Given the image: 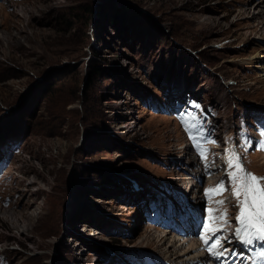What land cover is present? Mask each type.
Here are the masks:
<instances>
[{
  "label": "rangeland",
  "instance_id": "1",
  "mask_svg": "<svg viewBox=\"0 0 264 264\" xmlns=\"http://www.w3.org/2000/svg\"><path fill=\"white\" fill-rule=\"evenodd\" d=\"M258 3L0 0V264H215L178 236L195 224L199 246L224 212L227 261L253 264L264 242L236 240L226 173L236 151L264 176ZM188 114L216 141L207 159Z\"/></svg>",
  "mask_w": 264,
  "mask_h": 264
},
{
  "label": "snow or ice",
  "instance_id": "2",
  "mask_svg": "<svg viewBox=\"0 0 264 264\" xmlns=\"http://www.w3.org/2000/svg\"><path fill=\"white\" fill-rule=\"evenodd\" d=\"M182 124L186 126V131L189 133V138L193 141L194 147L199 150V154L203 159H207V152L209 151L204 147L202 141L208 143H216L215 140L209 139L204 134L202 124L199 122V116L188 114L181 117ZM198 132V134H194ZM264 135V133H261ZM259 146L264 148V139L259 142ZM247 147H245V151ZM227 167L232 169L226 173L227 181L229 184L235 183L236 187L232 189L233 195L237 198L240 206L239 215L236 216V221L239 226L234 230V236L241 244L245 246L252 245L254 241L264 242V185L260 182L264 181V176H257L255 173L248 171L244 165L243 158L236 151H231L227 158ZM227 190L225 188V180H220L217 185L212 189H206V194L219 195ZM241 195L243 199H240ZM218 204H223L224 201H217ZM228 213H221L219 217L212 216L211 223L206 220L203 230L200 233V238L204 244L207 245V251L216 259L220 260L221 264H227L226 254L228 249L224 248V243L228 241V237L218 235L224 228V225L215 226L214 221L217 219L227 223ZM211 233L209 236L206 233ZM236 255V253H232ZM242 255V254H241ZM257 259L253 260V264H264V247L257 250Z\"/></svg>",
  "mask_w": 264,
  "mask_h": 264
},
{
  "label": "bare ground",
  "instance_id": "3",
  "mask_svg": "<svg viewBox=\"0 0 264 264\" xmlns=\"http://www.w3.org/2000/svg\"><path fill=\"white\" fill-rule=\"evenodd\" d=\"M257 5H259V7H261L260 9H259V11H258V13H256L257 15H255V16H253V17H255V18H260L261 20H259L258 21V23H256V24H254V25H252V28L254 29V30H259V29H261V30H264V4H261V3H258ZM246 10V9H245ZM264 32V31H263ZM260 67V66H259ZM260 70L264 73V63L261 65V67H260ZM191 181V180H190ZM190 181H187V185H185L186 187H185V189L184 190H186L187 188H188V192L190 191V189L192 188V184L190 183ZM183 190V191H184ZM182 191V190H181ZM188 195V197L187 198H190V199H192L193 201H191L190 200V202L188 201V203L187 204H192V206L194 207V210L197 212V210H199V207L197 206L198 205V203H195V200L192 198V197H189V194H187ZM189 206V205H188ZM25 215V214H24ZM17 221H19L18 219H17ZM196 227V225L195 224H193L190 228H187V229H185V230H183V228H180L181 230H180V232H182L183 234L181 235V236H178L179 238H180V246L179 247H183L184 245H185V243H188L189 244V248H188V250L189 251H193V250H196L197 248H199V249H202L204 246H205V244H204V242H203V240L201 239V242L199 243V246H196V247H194L195 246V244H194V242H193V240H191V238L192 239H196L197 240V238L194 236V235H190V234H192V231H193V229H194V231H195V228ZM182 237V238H181ZM164 238V237H163ZM162 238V239H163ZM187 239H190V241H186ZM166 240V239H165ZM160 241V240H159ZM194 247V248H193ZM224 248H225V245H224ZM177 250V249H176ZM193 253V252H192ZM184 254H187V253H184ZM188 255V254H187ZM210 256L211 257V254H209L208 252H205V255H203V253L202 252H199V253H196V254H194V255H192V256H190V257H188L187 259L190 261H192L191 263H194V261H196V260H198L197 258H200L201 257V261L204 263V260H205V258H206V256ZM188 261V262H189ZM213 261L215 262V264H217V262H218V259H216L215 257H213ZM185 262V261H184ZM229 263H231V261H227V264H229ZM199 264V263H198Z\"/></svg>",
  "mask_w": 264,
  "mask_h": 264
},
{
  "label": "trees",
  "instance_id": "4",
  "mask_svg": "<svg viewBox=\"0 0 264 264\" xmlns=\"http://www.w3.org/2000/svg\"><path fill=\"white\" fill-rule=\"evenodd\" d=\"M87 11H88V13H90L91 12V8H89Z\"/></svg>",
  "mask_w": 264,
  "mask_h": 264
}]
</instances>
